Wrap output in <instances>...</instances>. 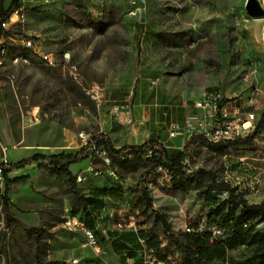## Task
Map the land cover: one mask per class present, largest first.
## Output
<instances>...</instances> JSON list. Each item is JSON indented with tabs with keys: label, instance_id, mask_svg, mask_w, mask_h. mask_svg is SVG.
Listing matches in <instances>:
<instances>
[{
	"label": "rangeland",
	"instance_id": "rangeland-1",
	"mask_svg": "<svg viewBox=\"0 0 264 264\" xmlns=\"http://www.w3.org/2000/svg\"><path fill=\"white\" fill-rule=\"evenodd\" d=\"M11 1L4 0L5 9ZM246 1L21 0L8 17L9 29L1 32L9 54L0 66V220L5 223L0 262L65 264L79 257L86 264L112 263L110 248L96 257L83 234L65 230L63 221L75 212L93 227L103 219L102 227L109 228L108 211L128 201L138 210L141 227L159 242L167 239L166 253L181 264V249L147 208L142 192L146 188L176 238L224 198L225 149L244 142L213 144L199 133L171 138L169 129L193 117L195 102L211 91L246 105L254 95L260 104L254 111L262 113L264 18L251 17ZM29 37L53 54L55 66L24 48ZM17 54L29 62L14 64ZM98 88L100 100L92 97ZM99 133L116 148L155 137L166 141L169 153L183 151L182 186L140 155L106 163L89 146ZM256 142H248L251 150L262 149ZM35 154L46 157L5 172ZM80 155L86 157L68 166L72 177L47 158ZM83 197L103 205L86 204ZM251 223L254 232L264 230L260 217ZM252 233L228 237V259L252 256Z\"/></svg>",
	"mask_w": 264,
	"mask_h": 264
},
{
	"label": "built area",
	"instance_id": "built-area-1",
	"mask_svg": "<svg viewBox=\"0 0 264 264\" xmlns=\"http://www.w3.org/2000/svg\"><path fill=\"white\" fill-rule=\"evenodd\" d=\"M264 5V0H260ZM17 12V10L15 11ZM14 12V13H15ZM12 13V14H14ZM10 27L9 19H3L0 16V28L8 30ZM25 49L33 50L38 53L41 59L50 66L57 64L51 52H45L41 50L39 41L34 37H29L22 42ZM9 54V48L5 43L4 35L0 36V66L6 63ZM14 64L28 63L29 58L24 54H17L12 58ZM92 97L96 100H100L102 97L101 89L93 90ZM249 104L239 101L238 99H226L219 91H211L207 93L202 100L196 101L194 106L196 109H202L208 111L212 121L210 123H204L201 130L198 131L200 120L198 117H189L184 124L178 122L171 123L169 129V136L176 138L187 134L188 138L195 133L201 134L206 141L213 144L218 143H234L249 137H253V141H256L257 137L262 133L260 131L257 135H254L261 116L255 112L256 101L254 95L249 100ZM253 107V109H252ZM115 109H119L116 107ZM255 110V111H254ZM34 118H37L36 114H33ZM90 147H94L101 155L103 160L110 164L111 160L103 148L102 145H98L92 138L89 142ZM158 146L154 145L143 155L144 158L157 153ZM160 170L168 175L169 179H173V174L167 168L159 167ZM114 174V172H112ZM1 174V169H0ZM78 181H83V177L79 175ZM226 197L227 191L223 193ZM108 215L112 218V227L103 228L100 221L96 222V226H91L85 218L75 212H68L63 221V227L70 232H80L86 239V244L90 246L96 257H103L109 252V248L112 247L114 242L118 241L120 237L125 233H134L136 235V244L127 243L126 246L120 251V263L119 264H177L172 259L171 255L166 253L167 239L160 241L158 246L151 244V235H141V225L138 218V210L132 208L130 202L125 201L117 204L114 208L108 211ZM4 220H0V232L4 229ZM109 232L116 233L111 235ZM208 233L209 240L222 238L225 234V229L217 222L210 221L208 218L201 219L196 226L187 227L185 233ZM108 244L103 247L102 238ZM3 254L1 251L0 242V259ZM229 259L223 261V264H228ZM4 264V262H0ZM65 264H86V261L79 257H74L68 260ZM103 264H108L104 262Z\"/></svg>",
	"mask_w": 264,
	"mask_h": 264
},
{
	"label": "trees",
	"instance_id": "trees-1",
	"mask_svg": "<svg viewBox=\"0 0 264 264\" xmlns=\"http://www.w3.org/2000/svg\"><path fill=\"white\" fill-rule=\"evenodd\" d=\"M21 5V0H12L9 7L5 9L4 0H0V16L3 19L8 18L12 13L18 10ZM1 32L2 29L0 28V36ZM263 129L264 109L261 113V118L254 135H257ZM198 136L203 137L201 134ZM253 137H249L241 141L248 143L253 140ZM92 140L96 141L98 145L103 146L108 153L111 162L118 159H125L130 155H140L143 157L150 147L157 145V153L145 158L146 161L151 163L154 167H163L170 170L173 174L174 184L182 186L181 181L187 174V168L183 162V151L178 152L176 156L171 157L167 147L157 138H150L140 144H129L119 148L114 147L104 133L97 134L92 138ZM43 157L46 156L42 154H35L32 157L21 160L16 166L5 168V172L16 167H22ZM85 157V155H80L68 160L55 159L54 156H48L47 158L51 159L52 163L62 165L61 167H64L67 173L72 177V173L68 169V166L84 159ZM221 185L223 190L227 191V196L217 202L207 218L210 221H217L225 229V234L222 238L214 239L213 241L209 240L208 233L201 234L196 232L184 233L183 238H176L166 215L154 209L152 199L150 198L146 188L143 189L142 198L147 208L152 210L156 220L163 224L166 233L169 234V239L171 241H175L181 249V264H217L216 262L218 261H225L228 258V237L243 232H253L252 239L255 241L253 254L245 261H238L236 259L229 258L228 264H253L255 262H258V264H264V230L262 232H254L251 223L253 218L257 217H260L261 221L264 220V200L260 203H250L248 199L245 198L244 192L240 191L237 187L231 186L225 181H222ZM211 189H214V186H212ZM83 201L86 204L97 202L101 207L103 205L101 199H86L83 197ZM4 208L7 213V217L10 220L7 202H5ZM35 230L39 231L38 229ZM141 233L143 235L145 234L144 231H141ZM159 243L160 242L156 237H151L152 245L158 246ZM115 244L119 243L116 242ZM51 263L52 262H49L47 264Z\"/></svg>",
	"mask_w": 264,
	"mask_h": 264
},
{
	"label": "crops",
	"instance_id": "crops-1",
	"mask_svg": "<svg viewBox=\"0 0 264 264\" xmlns=\"http://www.w3.org/2000/svg\"><path fill=\"white\" fill-rule=\"evenodd\" d=\"M258 103V102H257ZM256 103V107H259V103ZM262 106V104H261ZM263 111V110H262ZM261 111V112H262ZM194 114L193 117H198L200 120V124L198 127V131L202 129L204 123H210L212 118L208 111H204L202 109H194L192 111ZM258 116H261V113H258ZM186 139L188 138L187 134ZM262 137L260 140L257 137L256 143L262 144L261 148L257 150H251L250 147L253 145L249 143H243L240 145H229L224 152L223 155V164H224V173H223V181L227 182L231 186L237 187L240 191L244 192V196L250 203H260L264 200V129L260 134ZM155 138V137H150ZM147 138L146 140L150 139ZM178 138V137H176ZM141 142L133 143V144H140ZM164 145L167 146L166 141L162 138L159 139ZM178 146V143H175ZM174 145V147H175ZM184 145V141L178 147L181 148ZM255 145V146H257ZM180 152L179 150H175L172 154L170 151V156L174 157L177 153ZM105 209V208H104ZM101 224L103 225V219H99ZM141 231H144V235H150L148 232L141 227ZM140 231V234L143 235ZM116 233L112 232L111 235H115ZM120 240V241H119ZM116 241L119 244H114L110 248L113 254L115 255L114 261L108 264H119L120 263V256L117 252L120 251L126 246L127 243L136 244V235L134 233H125L123 234L120 239ZM115 248L118 251H115ZM221 262H216L217 264Z\"/></svg>",
	"mask_w": 264,
	"mask_h": 264
},
{
	"label": "water",
	"instance_id": "water-1",
	"mask_svg": "<svg viewBox=\"0 0 264 264\" xmlns=\"http://www.w3.org/2000/svg\"><path fill=\"white\" fill-rule=\"evenodd\" d=\"M245 10L253 18H264V5L260 0H247Z\"/></svg>",
	"mask_w": 264,
	"mask_h": 264
}]
</instances>
